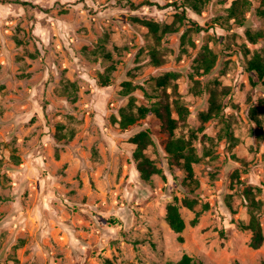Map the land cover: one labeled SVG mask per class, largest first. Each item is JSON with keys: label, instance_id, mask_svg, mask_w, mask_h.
Masks as SVG:
<instances>
[{"label": "rangeland", "instance_id": "1", "mask_svg": "<svg viewBox=\"0 0 264 264\" xmlns=\"http://www.w3.org/2000/svg\"><path fill=\"white\" fill-rule=\"evenodd\" d=\"M6 1L0 264H174L184 254L195 264L264 262V246L250 248V232L240 227L249 220L243 191L250 187L264 232V87L243 68L264 47L257 37L264 36L263 0H237L238 18L228 12L235 0ZM177 6L201 30L176 22L177 30L160 40L155 65L148 29L135 19L171 24L182 11ZM207 51L213 62L206 71L199 55ZM168 72L176 75V91H166L186 110L182 120L172 110L173 139L189 141L198 158L192 187L152 114L126 130L116 123L129 99L153 100L159 91L152 80ZM124 81L130 96L119 92ZM213 96L221 111L202 121ZM145 129L152 141L146 153L160 171L147 180L129 142ZM173 197L185 223L181 233L165 219ZM185 197L197 200L193 210L182 205Z\"/></svg>", "mask_w": 264, "mask_h": 264}, {"label": "trees", "instance_id": "2", "mask_svg": "<svg viewBox=\"0 0 264 264\" xmlns=\"http://www.w3.org/2000/svg\"><path fill=\"white\" fill-rule=\"evenodd\" d=\"M195 2H202V0H194ZM192 1L193 8H198V5ZM1 3L10 2L6 0H0ZM264 3V0H263ZM130 6H133L129 3ZM238 1L235 0L232 6L228 9L229 16H234L238 18V12L240 11V7L237 5ZM176 5V3H174ZM181 7V6H177ZM182 8V7H181ZM177 21H174L171 24L159 25L152 21L147 20H137L136 22H141L143 26L148 29L147 35L152 39V45H149V53L150 58L153 64L158 65L161 63L160 53H159V45L162 36L166 33H172L177 30L175 23L182 22L185 20L190 23L195 31L201 30L199 25L190 19H188L185 15V11L182 8V11L176 15ZM248 39L252 43H256L255 37L251 36L247 33ZM258 38H262L264 42V36L262 34L257 35ZM248 52V51H247ZM209 51L207 53H200L199 62L200 68H204V70H208L213 62L212 58L209 57ZM243 68L249 74L255 76L260 84L264 87V47L262 52H255L250 57H246ZM176 75L174 73L168 72L164 75L154 78L153 88L155 91H159V94L149 97L148 104H140L136 105L133 102V99H129L127 104L121 107L118 110V115L116 117V123L122 130H126L128 127L134 125L139 120L144 119L147 114H152L156 121L159 124V128L168 133V141L165 145L166 152L171 156V158L178 162L181 168L184 170L185 179L188 181V185L190 187L196 185V181L194 179V171L192 168V164L198 161L194 153V149L191 147L190 142L182 139H173V132L178 126V119H183L185 115V108L181 104V101L178 97H173L170 99V93L166 90L168 87H171V94H175L176 85L172 84ZM103 85H107L109 83L108 77H102ZM123 96H130L131 93V83L128 81H124L121 85V90L119 91ZM173 96V95H172ZM172 110L177 112L178 119L172 117ZM221 111L220 105L216 98L213 96L209 102L208 110L201 115V120L206 121L213 116L218 115ZM254 109L250 110L249 117L255 122L260 129V122L255 117ZM129 142L133 144L134 150L132 153L133 160L135 162L136 170L141 179L147 180L152 175L159 173L160 171L155 166L154 162L147 155L146 150L149 145H151V137L150 131L148 129L142 130L132 137L129 138ZM193 192V189L190 190ZM244 196L247 199V211L249 215V220L247 223H242L240 227L243 230H248L250 232V241L249 247L252 249H258L261 246H264V232L262 230L260 224V215L259 204L258 201L255 200L254 194L250 187H246L243 191ZM182 205L185 206L189 210H193L197 205V200L195 198L185 197L182 199ZM207 208V204L202 205V210ZM200 211L196 213L195 218L192 220V223L195 224L197 222L198 215ZM165 219L170 227V229L175 233H181L185 228L184 220L179 211L178 199L177 197H173L171 201L166 205L165 208ZM112 225L118 224L119 221L117 219L110 221ZM181 240V237H179ZM174 264H195L192 257L184 254L181 258L175 262ZM199 264H204L200 262ZM234 264H240L238 261H235ZM261 264H264L262 262Z\"/></svg>", "mask_w": 264, "mask_h": 264}]
</instances>
